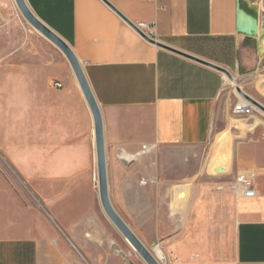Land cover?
<instances>
[{
  "label": "crops",
  "instance_id": "0c3cea01",
  "mask_svg": "<svg viewBox=\"0 0 264 264\" xmlns=\"http://www.w3.org/2000/svg\"><path fill=\"white\" fill-rule=\"evenodd\" d=\"M25 1L81 65L101 115L108 199L136 238L161 264H264V141L238 146L253 198L193 194L177 156L210 141L231 85L221 70L235 82L264 71L262 0H107L174 51L102 0ZM254 20L257 35L239 31ZM230 152L218 148L209 172ZM120 236L101 205L95 120L69 61L39 33L0 34V264H124Z\"/></svg>",
  "mask_w": 264,
  "mask_h": 264
},
{
  "label": "rangeland",
  "instance_id": "374dc122",
  "mask_svg": "<svg viewBox=\"0 0 264 264\" xmlns=\"http://www.w3.org/2000/svg\"><path fill=\"white\" fill-rule=\"evenodd\" d=\"M3 33H15L16 35L38 34L23 18L14 0H0V34ZM235 80L238 85L243 87V92L256 99L264 107L263 70L251 76ZM237 90V87L225 85L219 100L218 120L207 144L177 149V156L179 154L184 155L185 161L190 167L193 194L200 193L206 198H212L213 195L222 193L229 194L232 191L230 186L235 181L236 173L240 170H248L245 166L235 164L239 144L252 143L253 139L264 141V113L261 110L254 109L250 116L245 117L233 113L235 104L240 100ZM227 117H229V122ZM256 119L259 120V123L251 132L247 125H252ZM230 121H232V124H230ZM218 148L231 149L229 154L230 166L227 173L215 175L209 172V164L216 155ZM6 172L15 192L19 195L25 194L27 189L16 174L9 168L6 169ZM205 203H208V207H215L214 202L208 200ZM120 245L123 247L124 264H146L137 252L125 242L122 236H120Z\"/></svg>",
  "mask_w": 264,
  "mask_h": 264
},
{
  "label": "water",
  "instance_id": "95a60500",
  "mask_svg": "<svg viewBox=\"0 0 264 264\" xmlns=\"http://www.w3.org/2000/svg\"><path fill=\"white\" fill-rule=\"evenodd\" d=\"M15 4L26 20V22L39 34L49 40L58 49L62 51L67 60L69 61L72 70L83 90L85 98L89 104V107L93 113L96 127V146H97V164H98V179H99V193L102 208L114 226L118 229L121 235L131 244L133 249L141 257V259L146 264H160L159 261L153 256V254L136 238V236L131 232V230L125 225V223L119 218V216L113 210L107 195V182H106V166H105V152L103 143V131H102V121L99 109L95 103V100L91 94L89 86L87 84L85 75L81 68L79 61L77 60L75 54L71 48L65 44L61 39H59L54 33H52L46 26H44L38 18L33 14V12L28 7L25 0H14ZM107 6H109L115 13H117L123 20H125L132 28L135 30L139 36H141L146 42L155 45L159 48L168 49L174 51L173 49L157 42L154 39L148 38L140 30H138L134 24H131L120 12H118L107 0H102ZM240 32H244L248 35H257L258 25L257 21L254 20L247 29H240ZM228 79H233L232 76L225 70H221ZM255 107L259 108L264 112V107L259 103L247 98Z\"/></svg>",
  "mask_w": 264,
  "mask_h": 264
},
{
  "label": "built area",
  "instance_id": "2783aa9c",
  "mask_svg": "<svg viewBox=\"0 0 264 264\" xmlns=\"http://www.w3.org/2000/svg\"><path fill=\"white\" fill-rule=\"evenodd\" d=\"M259 22L264 27V0H262L261 2ZM134 26L143 34H145L148 38L155 40V29L153 26H150L145 23L135 24ZM54 86L57 88H61V84L58 83H55ZM248 102L250 104L239 100L233 108V113L237 116H250L253 113L254 108L253 104L249 100ZM254 180V171H243L237 173L235 176L234 183L230 186V190H232L237 196L244 198H253L256 195V191L254 188Z\"/></svg>",
  "mask_w": 264,
  "mask_h": 264
},
{
  "label": "bare ground",
  "instance_id": "6f19581e",
  "mask_svg": "<svg viewBox=\"0 0 264 264\" xmlns=\"http://www.w3.org/2000/svg\"><path fill=\"white\" fill-rule=\"evenodd\" d=\"M228 80H230V84H231V86H234V87H237L238 88V90H237V92L241 95H239L238 94V96L240 97V101H243V102H245V103H249L248 102V100L246 99V98H250L249 96H247L244 92H243V89H242V86L241 85H238L235 81H233L232 79H228ZM241 89V90H240ZM250 99H252V98H250ZM253 100V99H252ZM254 101V100H253ZM256 102V101H255ZM250 104V103H249ZM253 108L254 109H259V108H257V107H255L254 105H253ZM260 110V109H259ZM263 112V111H262ZM264 113V112H263ZM224 165V164H223ZM226 166V168H224V169H217V174L215 173V175H219V173H227L228 172V170H227V167H229L228 165H229V163H227V164H225ZM125 241L131 246V244L125 239ZM132 247V246H131ZM132 249H133V247H132Z\"/></svg>",
  "mask_w": 264,
  "mask_h": 264
}]
</instances>
